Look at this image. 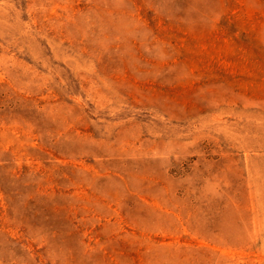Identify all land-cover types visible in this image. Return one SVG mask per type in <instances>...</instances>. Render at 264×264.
Returning <instances> with one entry per match:
<instances>
[{
    "label": "rangeland",
    "instance_id": "obj_1",
    "mask_svg": "<svg viewBox=\"0 0 264 264\" xmlns=\"http://www.w3.org/2000/svg\"><path fill=\"white\" fill-rule=\"evenodd\" d=\"M0 264H264V0H0Z\"/></svg>",
    "mask_w": 264,
    "mask_h": 264
}]
</instances>
